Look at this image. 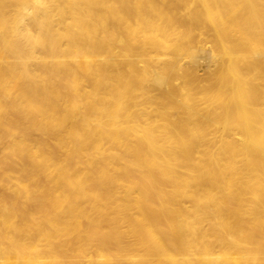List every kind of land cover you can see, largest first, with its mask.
<instances>
[{
	"label": "bare ground",
	"instance_id": "1",
	"mask_svg": "<svg viewBox=\"0 0 264 264\" xmlns=\"http://www.w3.org/2000/svg\"><path fill=\"white\" fill-rule=\"evenodd\" d=\"M0 264H264V0H0Z\"/></svg>",
	"mask_w": 264,
	"mask_h": 264
}]
</instances>
